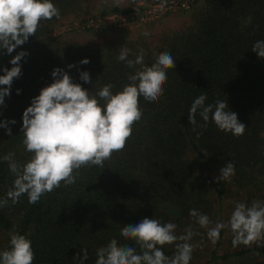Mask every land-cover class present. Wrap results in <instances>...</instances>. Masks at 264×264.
Returning a JSON list of instances; mask_svg holds the SVG:
<instances>
[{"label":"trees","instance_id":"1","mask_svg":"<svg viewBox=\"0 0 264 264\" xmlns=\"http://www.w3.org/2000/svg\"><path fill=\"white\" fill-rule=\"evenodd\" d=\"M85 1L94 0H53L60 10L58 18L41 21L36 35L13 53L0 50V75L5 67H12L10 60L17 52L28 53L20 62L21 75L13 80L11 94L0 105V120L16 121L8 125L11 135L0 127V157L13 152L21 164L29 159L31 154L21 142L23 111L41 88L53 82L54 68L68 72L92 95L108 83L113 93L122 89L129 74L154 63L156 53L170 52L175 68L167 69L164 93L157 102L139 98L142 118L133 126L124 150L113 153L104 168L82 167L76 183L61 184L36 204L21 196L19 203L9 200L0 209V251L10 247L9 234L16 231L31 240L33 264H78L74 256H83L84 248L88 250L85 264H95L96 250L113 238L139 251L120 231L148 217L175 223L177 235L189 226L201 233L189 241L196 245L192 260L193 255L200 258L194 264H264V245L219 249L223 229L213 244L206 229L189 216L190 209H197L209 216V227L221 222L225 181L218 183L213 171L228 162L235 165L231 181L246 200L264 194V58L252 51L256 41L264 40V0H192L187 23L151 37L100 32L92 36L86 33L91 28L84 26L54 32L68 17L82 23L80 9ZM121 47L133 54L143 49L144 64L128 68L118 61ZM84 58L90 62L80 64ZM134 58L130 54L129 59ZM81 71L89 72L91 83L80 79ZM201 94L206 96L205 105L227 101L226 110L237 113L246 125L244 134L219 130L211 114L207 127L194 131L188 111ZM196 119L198 125L205 123L198 113ZM190 153L200 157L198 170ZM13 179L8 163L0 160V197L6 196ZM174 250L173 245L163 248L168 256Z\"/></svg>","mask_w":264,"mask_h":264},{"label":"clouds","instance_id":"2","mask_svg":"<svg viewBox=\"0 0 264 264\" xmlns=\"http://www.w3.org/2000/svg\"><path fill=\"white\" fill-rule=\"evenodd\" d=\"M59 16L60 10L53 0H0V50L13 53L30 36L36 35L41 21ZM248 22H251L250 17ZM143 35L147 37L150 33L145 31ZM252 51L264 58V40L256 41ZM130 54L135 58L129 59ZM27 55L25 50L17 52L10 60L12 67L3 69L0 105H4L5 97L11 94L13 80L21 75L20 62ZM144 55L143 49L133 54L131 49L121 47L117 60L125 62L128 68H135L144 64ZM154 55L155 61L151 66L129 74V83L115 93L113 85L108 83L92 95L81 84L74 83L68 72L54 68L51 72L53 82L41 88L23 111L21 142L25 151L31 154L29 159L21 164L13 152L0 157L8 163L9 172L14 177L6 196L0 197V209L8 206L9 200L13 205L19 203L21 196H27L29 204H36L61 184L70 186L76 183L82 167L104 168V162L110 160L113 153L122 152L132 135L133 126L143 115L139 98L142 96L147 102H157L164 93L167 69L175 68V59L170 52ZM89 62L84 58L79 63ZM74 66L68 65L69 68ZM80 79L91 83L87 71L80 72ZM19 93L20 89H17ZM205 100L206 96L201 94L188 111L194 131L196 127L206 128L211 114V120L219 130L231 132L234 136L244 134L246 125L238 120L237 113L226 110L229 109L227 101L218 99L215 105H205ZM197 113L204 124H197ZM9 123L15 124L16 121L0 120V127L11 135ZM199 135L201 133H197ZM233 175L235 165L228 162L214 179L224 181ZM189 216L200 228L206 229L207 238L213 244L219 241L221 230L226 227L223 222L218 221L209 227L212 223L209 216L197 209H190ZM227 227L232 233L234 248L264 245V202L253 201L250 206L237 202ZM176 228L173 222L161 223L148 217L124 225L121 236L134 241L139 251L129 244L120 245L113 238L96 250L95 264H190L196 246L189 241L201 233L189 226L183 234L177 235ZM9 236L10 247L0 251V264H33L35 253L31 240L16 231L10 232ZM166 245L174 246L172 256L163 251ZM82 252L83 256L79 253L74 256L78 264H85L88 259V250L84 248Z\"/></svg>","mask_w":264,"mask_h":264},{"label":"rangeland","instance_id":"3","mask_svg":"<svg viewBox=\"0 0 264 264\" xmlns=\"http://www.w3.org/2000/svg\"><path fill=\"white\" fill-rule=\"evenodd\" d=\"M192 0H94V1H85L81 4L80 12L84 15V18L91 15L107 14L112 11H126L132 7L137 8H154L158 13L155 17L151 19H140L137 21H128L120 25H110L102 30H97L91 28V31H85L90 35H95L98 32L104 33L107 35H115L122 37H136L143 35L145 31L149 32L150 35L147 37L155 36L157 33L164 31L177 30L189 21V10L188 7ZM164 4L163 9L161 5ZM116 7L117 9H112ZM71 19H76L73 17H68L61 22L60 25L54 29V32H62L71 29L80 30L81 26L76 21H70ZM94 29V30H93ZM84 34V32H82ZM190 156L194 158V168L199 169L201 161L200 157L190 153ZM220 174V169H215L213 171L214 178ZM225 181V193L222 198V209H221V222H223L226 227L223 229L221 235V243L219 244V249L225 247H232V233L227 227L229 218L237 204V202H244L247 205H251L253 201L264 202V194L260 193V196L257 198L252 196L250 200L244 198L243 191L236 190L234 187L231 177ZM222 181H218L220 183ZM213 225V224H212ZM214 226V225H213ZM1 244V241H0ZM196 246V245H195ZM196 248V247H195ZM194 260L190 264H194L196 259H200L198 255H193ZM206 257L205 255L202 257Z\"/></svg>","mask_w":264,"mask_h":264},{"label":"built area","instance_id":"4","mask_svg":"<svg viewBox=\"0 0 264 264\" xmlns=\"http://www.w3.org/2000/svg\"><path fill=\"white\" fill-rule=\"evenodd\" d=\"M158 13L154 8L132 7L126 11H112L107 14L91 15L84 19L81 26L102 30L113 25H120L128 21H137L140 19H151Z\"/></svg>","mask_w":264,"mask_h":264}]
</instances>
